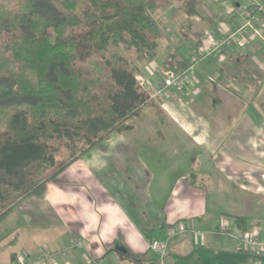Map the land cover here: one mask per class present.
I'll return each instance as SVG.
<instances>
[{
  "label": "crops",
  "instance_id": "1",
  "mask_svg": "<svg viewBox=\"0 0 264 264\" xmlns=\"http://www.w3.org/2000/svg\"><path fill=\"white\" fill-rule=\"evenodd\" d=\"M219 1L196 0L190 25L199 40L192 49L185 45L189 58L178 51L188 61L204 42L245 23L239 10L261 2L221 0L222 7ZM254 26L264 32V9ZM155 57L140 66V79L158 87L164 73L156 75ZM207 59L202 80L192 73L155 99L163 115L150 131L172 149L168 165L161 167L162 156L138 143L147 106L133 132L110 135L47 184L43 196L17 206L37 202L34 215L13 216L16 207L2 221L14 237L10 244L21 245L8 260L58 252L79 239L82 247L42 264H158L154 241L167 252L163 264H264V246L245 248L215 232L223 223L240 232L234 218L244 217L251 240L264 244V43L247 28L233 47ZM153 133L146 135L150 141ZM179 156L194 159L184 165ZM177 224L187 230L170 236Z\"/></svg>",
  "mask_w": 264,
  "mask_h": 264
},
{
  "label": "trees",
  "instance_id": "2",
  "mask_svg": "<svg viewBox=\"0 0 264 264\" xmlns=\"http://www.w3.org/2000/svg\"><path fill=\"white\" fill-rule=\"evenodd\" d=\"M195 4L183 9L185 28ZM157 9L156 0H0V223L110 135L135 130L152 101L132 62L155 56ZM189 67L176 50L161 64L175 76ZM234 222L249 230L246 218Z\"/></svg>",
  "mask_w": 264,
  "mask_h": 264
},
{
  "label": "rangeland",
  "instance_id": "3",
  "mask_svg": "<svg viewBox=\"0 0 264 264\" xmlns=\"http://www.w3.org/2000/svg\"><path fill=\"white\" fill-rule=\"evenodd\" d=\"M189 0H175V1H169V0H156V3L158 5V9L156 12V17L157 19L160 20L161 24H162V30H163V38L160 39L158 41V49L155 52V60L154 63L155 65L158 66V70L156 72V75H158L157 73H159V75H161V63L162 60H164V58L166 57L167 53H169V51H180L183 52V56L185 57V55L189 58V56L187 55V49L188 47L190 48V45L193 47L194 46V40L196 41L197 39L199 40V35L200 34H194L195 31H198L197 28H193L191 27V25H189L187 28H185L186 22H187V18L183 12V9L185 8V5L187 4ZM219 5H221L222 7L223 4H221V0L218 3ZM202 13H204L203 8H202ZM193 26V25H192ZM200 33V32H199ZM190 41H192V43H190ZM187 49H186V47ZM192 47L190 49H192ZM195 53V52H194ZM140 56H143V53L140 54ZM186 57V58H187ZM192 57V55H191ZM209 61V59L207 60H203L201 61L198 65H196L193 69V74L192 77L196 76L199 79H203L204 75L202 74V63L203 62H207ZM143 63H148V61L145 60H138L135 59L132 64L133 66H135L138 70H139V81L144 85V87L148 90V92L150 93L151 96V105H149L148 108H150L151 110H148V112L145 114V117L142 121H140V123L137 124L138 126V131H143L145 132V134L140 136V139L138 141V143L142 146V147H147L149 150H152L154 152H158V155L162 156L160 157L161 163L160 166H164V165H168L165 161H168L170 159V154L172 155V149L171 151H168L167 149L170 147L168 145H166L165 143H163L162 141L158 140L157 135L153 133V131H150V128L153 129L152 127L155 126L156 127V122H155V117L157 116H161L162 117V112L159 109V107H157L155 103V99H158L160 97H162L161 95L155 94V92L152 91V89H157L159 88V86L155 87V86H148L145 85L146 83H144V80L142 79L141 81V76H140V66L144 65ZM153 67V66H151ZM155 70V67H154ZM164 76V74H163ZM155 80H158V77L156 76ZM176 87V86H173ZM172 88V87H171ZM156 132H160V130L156 131ZM153 133L155 139H153L152 141H150L149 139L152 138H147V136H150V134ZM157 133V134H158ZM146 137V138H145ZM126 144H128L126 141H124ZM173 152H175V149H173ZM167 154V155H166ZM175 160L178 157H173ZM179 159L182 160L181 164H191V162H193L192 157L187 158L186 156H179ZM184 161V162H183ZM196 161L198 162V159H196ZM150 164H152L151 162H149ZM157 165V164H156ZM189 168V166H188ZM187 168V169H188ZM186 169V170H187ZM192 169V167H191ZM192 171L194 172V170L192 169ZM192 172H189V174ZM195 174L199 175L198 173L195 172ZM34 202V203H33ZM30 201V202H24L23 205H20L19 207H17L14 211L13 216L15 215H34V213H31L33 211H37L38 210V206H37V202L35 201ZM31 204V205H29ZM26 206H30V210L28 211V213H24V209L26 208ZM31 211V212H30ZM30 212V213H29ZM7 221L5 222H1L0 223V264H21L20 263V257H19V261H11L8 260L10 259L11 254L18 252L17 250H19L21 248V245L18 244H10L12 240H14V237L12 235V233H9L10 230H8L7 228H9V226H6ZM230 231L232 232V228L230 229ZM18 233V232H17ZM67 246H71V241L68 243ZM80 248V247H78ZM63 249V248H62ZM61 250V249H60ZM60 250H58L57 253L60 252ZM49 253L46 252L44 250H38V255L41 253ZM51 253H56L55 251H50ZM62 256V254H58L53 256L52 258L47 257L46 259L43 260H55L57 257ZM21 257H25V254L21 253L20 254ZM29 257V260L33 261V259H31L33 256L31 254L26 255Z\"/></svg>",
  "mask_w": 264,
  "mask_h": 264
},
{
  "label": "built area",
  "instance_id": "4",
  "mask_svg": "<svg viewBox=\"0 0 264 264\" xmlns=\"http://www.w3.org/2000/svg\"><path fill=\"white\" fill-rule=\"evenodd\" d=\"M225 7L229 12H233L234 8L231 6H227L225 3ZM264 9V0H261V2H258L257 4L252 5L249 9H241L238 11V13L246 17L245 23H243L239 28H237L235 31L231 33H225L221 38L214 40L209 39L207 42H204L202 47L197 49L195 53L190 58V67L181 75L175 76L173 73L166 72L164 73V78L162 80V83L160 84L159 88L152 89L155 94L163 96L166 90L173 86H182L184 82L187 81L188 77L193 73L194 67L202 60L206 59L207 57H210L215 54H220L221 50L224 47H233L237 43L238 35L244 32L247 28H249L252 31V37L258 39L260 42L264 43V32L259 30L254 26V21L257 16V12L262 11ZM182 224L174 225L170 230L169 234L170 236H174L178 232H182L186 229ZM216 233L218 234H229L230 236L235 237L237 240H239L240 246L243 247H255L256 249H262L264 244L259 242H253L251 240V236L247 232H229V228L223 223L221 225L217 226ZM83 242L81 240H73L71 241V246L64 249L63 251L59 253H41L38 255L35 254L31 259L33 261L29 260V257L25 255V257H20V263L21 264H42L47 257L52 258L55 255L62 254L65 255L69 249L75 248V247H82ZM150 249L152 252L156 253L159 256V263L163 264V259L167 256V252L163 249H161V244L157 241H154L150 245ZM19 261V259H18ZM96 264V263H94Z\"/></svg>",
  "mask_w": 264,
  "mask_h": 264
}]
</instances>
